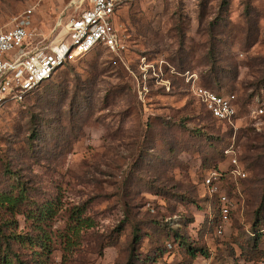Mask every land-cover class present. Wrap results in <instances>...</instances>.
<instances>
[{
    "label": "rangeland",
    "instance_id": "obj_1",
    "mask_svg": "<svg viewBox=\"0 0 264 264\" xmlns=\"http://www.w3.org/2000/svg\"><path fill=\"white\" fill-rule=\"evenodd\" d=\"M86 8L0 0V31L56 43ZM115 19L124 51L98 47L0 110V193L25 198L19 213L0 206L2 234L26 236L12 242L26 264H188L186 244L207 248L206 264L242 263L251 224L264 225V0H124ZM197 86L235 96L232 124L208 117ZM51 203L52 220L25 221ZM72 209L93 226L74 233Z\"/></svg>",
    "mask_w": 264,
    "mask_h": 264
},
{
    "label": "built area",
    "instance_id": "obj_2",
    "mask_svg": "<svg viewBox=\"0 0 264 264\" xmlns=\"http://www.w3.org/2000/svg\"><path fill=\"white\" fill-rule=\"evenodd\" d=\"M124 0H87V8L76 16L69 17L63 24L62 40L48 44L32 45L29 29L15 25L10 30L0 31V110L9 104H19L46 82L63 65L73 62L92 50L103 47L108 52L118 54L125 45L116 27V12ZM30 15V11L27 16ZM198 102L210 116L219 121L232 124L236 119V98L233 94L219 95L202 86L193 88ZM257 113L261 114L259 109ZM232 164L240 177L245 173ZM216 171L205 178L207 185L219 178ZM220 218L225 222L229 215V201L225 195L219 197ZM222 234V228L216 230ZM197 264H206L199 259ZM256 264H264V259Z\"/></svg>",
    "mask_w": 264,
    "mask_h": 264
},
{
    "label": "trees",
    "instance_id": "obj_3",
    "mask_svg": "<svg viewBox=\"0 0 264 264\" xmlns=\"http://www.w3.org/2000/svg\"><path fill=\"white\" fill-rule=\"evenodd\" d=\"M65 65H67V64H65ZM65 65L61 66L60 68L64 67ZM53 75L46 82L41 84L34 92L29 94L25 98V100L27 98H29L30 96H32L36 91H38L44 84L49 82L52 79ZM204 88H207V87H204ZM207 89H210L219 95H225V93L217 92L211 88H207ZM25 100L23 102H25ZM23 102H21V103H23ZM21 103H19V104H21ZM9 105H11V104H9ZM9 105H6V106H9ZM234 105H235V108L237 111L236 117H238L240 108H239L237 100L235 101ZM6 106H4V107H6ZM204 110H205V108H204ZM205 112L208 115V117H210L215 122L220 123V124H226V125L228 124L226 122L213 119L206 110H205ZM5 171H7V170H5ZM24 200H25V198L19 189L15 194L13 192L0 193V206L5 208L7 211L11 212L12 214L19 213V210H16V209L20 207V205L24 202ZM57 208L58 207L54 203L48 204V205L43 206V207H37V208L32 207V209L28 210V212H25V214H23V216L25 218V221L30 222V225L33 224V225L40 227V225L43 222L52 220L53 216L56 214ZM78 213H79V211H77L76 209H72L70 216H69L71 219L70 225H72L70 227V229L73 230L74 233L77 232L78 228L81 225H83L85 228H90L93 226L92 223H89V222L85 223V222L81 221L79 219ZM219 216H220V208H219ZM261 220L262 219L257 218V220L251 224V227H250L251 236L247 238V240H248L247 243H248V245L251 246V248H250V252H248L245 255V257H246L245 260L242 261V263H238V261L237 262L235 261L232 264H256L259 260L264 259V255H263V256H260L254 260L255 255L257 253H261V249L259 250V243H260L261 239L264 238V225H263V222ZM216 235H217V233H216ZM41 236H39V237H41ZM24 237H26V236L12 235V232H11V234L5 235V234H2V232L0 230V239H2V241L4 242V247L3 248L0 247V253H2V255L0 256V264H26V262H24L17 255V253L14 252L12 249V247H13L12 242L22 244ZM133 239L137 240L136 236ZM45 240H47V241H45ZM30 241H33V238H31ZM38 243H40V244H38ZM48 244H49L48 238H46V239L44 238V240H42V242L38 239V242H36V245H38L42 250H45L47 252L50 251ZM185 247L187 249V254L190 258V262L188 264H196L199 259L205 260V257L208 256V253H209L207 248H205L203 246H189L188 244H186ZM250 254H254V255L252 256Z\"/></svg>",
    "mask_w": 264,
    "mask_h": 264
}]
</instances>
